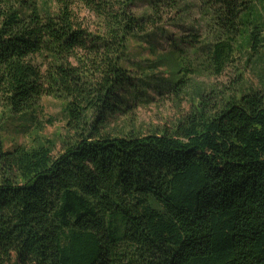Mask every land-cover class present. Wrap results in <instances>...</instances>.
<instances>
[{
  "label": "trees",
  "instance_id": "1",
  "mask_svg": "<svg viewBox=\"0 0 264 264\" xmlns=\"http://www.w3.org/2000/svg\"><path fill=\"white\" fill-rule=\"evenodd\" d=\"M56 1L47 11L0 0V118L53 97L66 102L69 132L57 156L40 143L0 145V264H264V85L200 94L170 129H110L146 92L126 68L130 43L196 9L213 35L187 42L219 76L238 35L264 50L253 0ZM75 3L96 32L78 23Z\"/></svg>",
  "mask_w": 264,
  "mask_h": 264
},
{
  "label": "rangeland",
  "instance_id": "2",
  "mask_svg": "<svg viewBox=\"0 0 264 264\" xmlns=\"http://www.w3.org/2000/svg\"><path fill=\"white\" fill-rule=\"evenodd\" d=\"M196 2V0H188ZM44 10L54 11L56 0H39ZM253 12H258L264 21V0H253ZM144 4L140 3L134 12L143 13ZM78 23L91 32L97 31V22L91 13L79 3L72 6ZM248 12L243 15L246 19ZM187 21L177 24L164 20L145 39L150 43H130L126 68L136 85L144 83L145 94L138 93V99L129 114L114 119L110 124L111 132L117 133L134 129L147 134L153 131L170 129L178 119L187 114L203 94L211 98L238 96L245 91H258L264 85V50L257 53L242 46L236 37L237 49L228 66L221 75H210L201 64L204 51L198 44H188V35H199L200 41L210 40L212 27L206 23L196 9H192ZM264 38V31L262 32ZM190 39V38H189ZM192 45V46H191ZM151 68L150 70L148 68ZM181 67L182 70L178 71ZM183 69L187 71L183 72ZM150 71V73L148 72ZM149 76L150 78H146ZM182 79L176 89L171 84ZM213 93V94H212ZM216 95V96H215ZM66 102L53 97H43L29 113L0 118V145L11 150L17 145L31 147L36 143L53 148V155L62 152L68 141L66 126ZM72 133H70L71 135Z\"/></svg>",
  "mask_w": 264,
  "mask_h": 264
}]
</instances>
